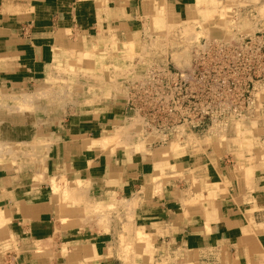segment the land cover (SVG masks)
I'll return each instance as SVG.
<instances>
[{
    "label": "crops",
    "instance_id": "obj_1",
    "mask_svg": "<svg viewBox=\"0 0 264 264\" xmlns=\"http://www.w3.org/2000/svg\"><path fill=\"white\" fill-rule=\"evenodd\" d=\"M196 1L171 5L183 10ZM145 2L0 0V93L36 84L62 50L81 49L109 29L123 34ZM124 109L116 103L53 118L44 124L43 168L0 169V264L118 262L107 253L105 231L64 191L81 185L103 204L126 201L154 255L186 264H264V111L196 144L143 146L145 152L129 155L102 147L123 123ZM6 123L42 126L22 111Z\"/></svg>",
    "mask_w": 264,
    "mask_h": 264
},
{
    "label": "rangeland",
    "instance_id": "obj_2",
    "mask_svg": "<svg viewBox=\"0 0 264 264\" xmlns=\"http://www.w3.org/2000/svg\"><path fill=\"white\" fill-rule=\"evenodd\" d=\"M144 1L147 5L141 18L123 34L109 29L102 32L103 38H91L81 49L62 50L60 58L46 67L36 84L0 93V169L39 171L47 159L49 140L44 133L49 126L44 130L45 123L66 118L71 111L116 103H124L123 123L107 135L102 147H110L111 153L117 148L129 155L138 150L145 152L140 148L150 147L151 140L143 131L138 113L126 106L130 84L141 79L155 63L175 68L188 66L191 47L202 38L229 41L264 26V0H197L203 6L195 3L183 10L174 8L171 0ZM20 111L36 116L41 128L10 127L6 123L9 116ZM199 138L188 135L184 142L172 140L165 145L177 150L199 143ZM68 188L64 191L69 201L80 205L94 225L105 231L107 253L111 257L116 253L118 258L114 264H186L180 259L154 255L151 236L134 228L126 201L114 199L106 205L93 199L82 185Z\"/></svg>",
    "mask_w": 264,
    "mask_h": 264
},
{
    "label": "built area",
    "instance_id": "obj_3",
    "mask_svg": "<svg viewBox=\"0 0 264 264\" xmlns=\"http://www.w3.org/2000/svg\"><path fill=\"white\" fill-rule=\"evenodd\" d=\"M190 55L184 68L155 63L130 84L126 106L138 113L150 146L226 132L264 111V26L229 41L202 38Z\"/></svg>",
    "mask_w": 264,
    "mask_h": 264
},
{
    "label": "bare ground",
    "instance_id": "obj_4",
    "mask_svg": "<svg viewBox=\"0 0 264 264\" xmlns=\"http://www.w3.org/2000/svg\"><path fill=\"white\" fill-rule=\"evenodd\" d=\"M87 40V39H86ZM114 45V44H113ZM58 59V58H57ZM77 90V89H76ZM28 94V93H27ZM21 95V94H20ZM30 95V94H29ZM22 96V95H21ZM19 97V96H18ZM21 98V97H20ZM13 99V98H12ZM13 100H15V98L13 99ZM17 100V99H16ZM10 101V100H9ZM108 138V137H107ZM102 140V139H101ZM111 140V139H110ZM99 141V140H98ZM104 141H105V139H104ZM102 143V142H101ZM105 144V143H104ZM56 148V147H55ZM108 151V150H107ZM108 153V152H107ZM7 164V163H6ZM247 175V174H246ZM58 184H59V182L58 183H56L55 185H57L58 186ZM60 185V184H59ZM73 190V189H72ZM1 210V209H0ZM192 211V210H191ZM0 214H1V212H0ZM0 217H2V215L0 216ZM3 220H5V219H3ZM1 222V221H0ZM147 236V235H146ZM85 245V244H84ZM88 246V245H87ZM87 246H85L86 248H87ZM83 248V247H82ZM92 249V248H91ZM84 250H86V249H84Z\"/></svg>",
    "mask_w": 264,
    "mask_h": 264
}]
</instances>
